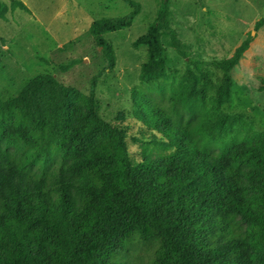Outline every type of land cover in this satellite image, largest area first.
Instances as JSON below:
<instances>
[{
    "label": "trees",
    "instance_id": "16d2710c",
    "mask_svg": "<svg viewBox=\"0 0 264 264\" xmlns=\"http://www.w3.org/2000/svg\"><path fill=\"white\" fill-rule=\"evenodd\" d=\"M16 10L32 14L20 0L0 1V20ZM165 11L133 43L147 50L133 90L148 129L138 158L99 114L94 90L45 73L0 100V264H122L134 242L156 243L148 264H264V131L223 110L249 44L221 63V83L208 93L192 71L180 81L168 74ZM138 14L91 25L112 68L103 35ZM263 26L264 18L255 29Z\"/></svg>",
    "mask_w": 264,
    "mask_h": 264
},
{
    "label": "rangeland",
    "instance_id": "374dc122",
    "mask_svg": "<svg viewBox=\"0 0 264 264\" xmlns=\"http://www.w3.org/2000/svg\"><path fill=\"white\" fill-rule=\"evenodd\" d=\"M8 6L11 0H0ZM32 14L8 12L0 20V100L20 93L26 81L49 73L66 87L86 95L94 90L99 114L127 137L132 155L138 158L141 133L148 129L135 115L133 90L141 87L140 67L145 47L133 43L158 18L161 7L162 43L168 74L183 80L190 71L208 93L220 85L221 63L235 56L248 42V49L231 71L232 99L223 110L244 118L256 131H264V0H20ZM131 2L136 6L132 7ZM139 10L132 26L103 35L115 49L111 67L102 47L91 35L93 22L121 18ZM74 63L67 72L65 66ZM154 99L162 97L155 93ZM163 105H168L163 102ZM149 142L147 141V143ZM159 150L153 148V155ZM155 242H134L118 256L122 264H148Z\"/></svg>",
    "mask_w": 264,
    "mask_h": 264
}]
</instances>
